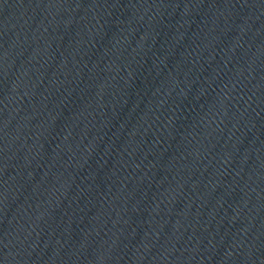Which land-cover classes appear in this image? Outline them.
Instances as JSON below:
<instances>
[{
	"label": "water",
	"instance_id": "1",
	"mask_svg": "<svg viewBox=\"0 0 264 264\" xmlns=\"http://www.w3.org/2000/svg\"><path fill=\"white\" fill-rule=\"evenodd\" d=\"M0 264H264V0H0Z\"/></svg>",
	"mask_w": 264,
	"mask_h": 264
}]
</instances>
